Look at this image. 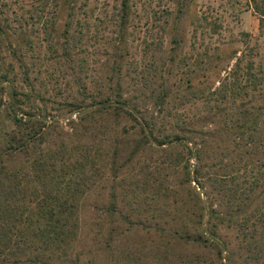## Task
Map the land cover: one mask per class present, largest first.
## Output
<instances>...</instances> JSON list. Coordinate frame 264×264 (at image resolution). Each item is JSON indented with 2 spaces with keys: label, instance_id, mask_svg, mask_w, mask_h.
<instances>
[{
  "label": "trees",
  "instance_id": "1",
  "mask_svg": "<svg viewBox=\"0 0 264 264\" xmlns=\"http://www.w3.org/2000/svg\"><path fill=\"white\" fill-rule=\"evenodd\" d=\"M130 7L121 0L118 38L92 79L69 25L50 44L71 70L56 106L7 43L20 71H0V264H85L73 251L94 196L115 218L98 264H264V67H241L223 43L178 78L187 57L176 26L151 77L130 83ZM138 232L149 242L126 255Z\"/></svg>",
  "mask_w": 264,
  "mask_h": 264
},
{
  "label": "rangeland",
  "instance_id": "2",
  "mask_svg": "<svg viewBox=\"0 0 264 264\" xmlns=\"http://www.w3.org/2000/svg\"><path fill=\"white\" fill-rule=\"evenodd\" d=\"M120 3L121 0H0V71H20L8 51L7 43L11 42L28 72L37 77L47 105L56 106L68 94L71 70L50 44L57 48L64 27L69 25L76 40L73 59L87 61V74L92 79L111 55L109 50L105 54V45L118 38L114 28L121 20ZM130 6L125 38L131 61L124 67L129 70L130 83L141 74L149 73L147 77H151L149 70L159 65L156 62L167 55L169 42L177 37L176 26L182 45L179 52L187 57L186 66L177 72L178 78L189 71L205 46L223 43L239 51L241 67L249 60L256 70L264 67V12L262 19L258 14L264 11V0H130ZM145 175L153 178L152 168L146 169ZM84 206L73 252L80 254L81 263L98 264L102 256L101 261L105 260L100 233L108 223L113 225L110 221L114 217L106 219L101 204L96 208L95 196L88 198ZM146 239L149 242L144 232L130 234L123 244L126 255ZM112 262L115 260L111 257ZM50 264H76V260L74 257L70 263Z\"/></svg>",
  "mask_w": 264,
  "mask_h": 264
}]
</instances>
